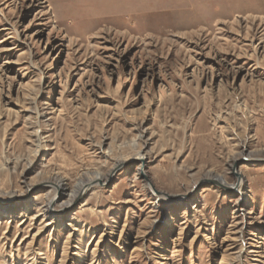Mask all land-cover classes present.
Instances as JSON below:
<instances>
[{"label": "rangeland", "instance_id": "1", "mask_svg": "<svg viewBox=\"0 0 264 264\" xmlns=\"http://www.w3.org/2000/svg\"><path fill=\"white\" fill-rule=\"evenodd\" d=\"M0 264H264V0H0Z\"/></svg>", "mask_w": 264, "mask_h": 264}, {"label": "bare ground", "instance_id": "2", "mask_svg": "<svg viewBox=\"0 0 264 264\" xmlns=\"http://www.w3.org/2000/svg\"><path fill=\"white\" fill-rule=\"evenodd\" d=\"M238 2V1H237ZM236 7L239 9V7L236 5ZM235 6H234V8L235 9H237ZM243 11V10H242ZM39 145V144H38ZM39 147V146H38ZM120 162H124V161H120ZM98 178V175L97 176H94L93 178H91V179H88V181L85 183V185L83 186V189H82V191H86L88 188H90V184L92 183V182H94L96 179ZM217 179V181L219 182V183H224V179L222 178V177H218V178H216ZM56 185H57V188L59 189L58 190V194L59 195H61L63 192H65V190H66V185L62 182V180H57V183H56ZM238 188H240V184H238ZM80 191V190H79ZM69 202H67L66 204H68ZM9 206H2V209H4V210H8L9 208H8Z\"/></svg>", "mask_w": 264, "mask_h": 264}, {"label": "water", "instance_id": "3", "mask_svg": "<svg viewBox=\"0 0 264 264\" xmlns=\"http://www.w3.org/2000/svg\"><path fill=\"white\" fill-rule=\"evenodd\" d=\"M214 181H215L216 183L220 184V185H223V183H219V182L217 181V179H215Z\"/></svg>", "mask_w": 264, "mask_h": 264}]
</instances>
